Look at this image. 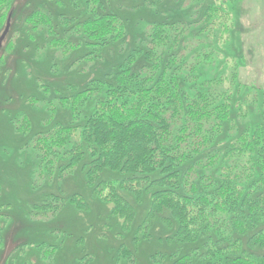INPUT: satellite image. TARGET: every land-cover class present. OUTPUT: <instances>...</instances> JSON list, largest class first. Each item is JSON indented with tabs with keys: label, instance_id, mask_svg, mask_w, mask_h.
I'll return each instance as SVG.
<instances>
[{
	"label": "trees",
	"instance_id": "1",
	"mask_svg": "<svg viewBox=\"0 0 264 264\" xmlns=\"http://www.w3.org/2000/svg\"><path fill=\"white\" fill-rule=\"evenodd\" d=\"M225 1L209 4L201 18L206 23L196 30L184 20L153 23L144 45L132 48L107 79L96 77L83 89L70 85L73 95L60 97L57 105L51 102L50 116L43 122L46 129L33 137L40 176L61 177L82 170L93 196L111 203L112 215L122 219L125 230L137 214L128 193L138 200L151 195L135 241L140 236L150 239L159 219L173 231L166 238L179 242L169 257L159 252L154 257L157 264H169L165 258L171 264H264V122L247 127L223 149H212L230 119L232 90L220 88L217 79L199 80L194 71L200 61V40L193 35L209 32L219 23H223L219 38L230 34L225 18L211 19V10L228 14ZM13 2L0 0V33L10 14L12 26L15 23ZM86 3L88 13L83 16L61 14L65 35L50 13L34 10L27 18L29 36L43 32L44 46L63 55L84 48L79 56L84 65L104 58L116 44L126 43V25L112 11L99 13L100 0ZM208 38L202 45L208 47L204 57L213 51ZM13 46L9 39L0 49V73ZM37 101L31 98L32 103ZM58 108L70 111L68 121L57 118ZM18 128L30 132L27 116ZM205 149L208 154H202ZM105 170L116 176L104 177ZM61 200L48 198L37 206V214H53ZM72 201L81 210L87 207L82 195ZM4 236L0 222V255ZM55 249L47 247L44 258L53 259ZM118 254L119 260L134 264L133 252L124 245Z\"/></svg>",
	"mask_w": 264,
	"mask_h": 264
},
{
	"label": "rangeland",
	"instance_id": "2",
	"mask_svg": "<svg viewBox=\"0 0 264 264\" xmlns=\"http://www.w3.org/2000/svg\"><path fill=\"white\" fill-rule=\"evenodd\" d=\"M197 2L100 0L99 13L112 11L124 21L126 43L116 44L104 58L84 65L79 61L84 48L63 55L45 47L47 38L43 32L36 33V38L29 36L27 18L36 9L45 10L60 25L59 33L65 35L66 24L62 23L61 14H87L86 0H63L62 4L56 0H14L15 23L10 24L1 47L9 39L14 42L7 52L5 69L0 73V222L5 235L0 264H126L125 259H118V250L123 245L133 252L134 264H157L154 257L159 252L167 255L176 249L179 242L166 238L173 231L159 219L150 239L140 236L135 241L136 227L150 206V194L138 200L128 193L127 199L135 205L137 214L131 228L125 230L122 219L112 215L111 203L93 196L82 170L61 177L40 176V154L33 137L46 129L43 122L50 116L48 107L57 105L60 97L74 94L70 85L83 89L96 77L107 79L110 71L125 62L132 48L144 45L153 23L184 20L191 30H196L206 23L201 18L207 6L213 2L217 6L222 4V0ZM223 4L228 14L222 16L211 10V19L225 18L224 22L230 24L228 37L218 36L223 23L212 25L209 32L193 35L200 40V61L194 70L199 80L217 79L220 88H229L233 95L230 119L224 123L212 149H223L247 127L264 122V0H226ZM206 33L212 37H206ZM205 38L212 43L210 57H204V49H208L202 46L208 43ZM139 58L140 54L137 55L140 62ZM32 97L38 101L32 103ZM24 116L30 121V132L18 128ZM69 117L70 111L58 108L57 118L68 121ZM208 151L205 149L202 154ZM236 151L229 158L232 163ZM115 173L105 170L102 175L113 178ZM77 194L87 200L83 210L72 201ZM50 197L56 201L62 199L55 212L37 214V206ZM52 246H56L55 256L46 260L44 251ZM164 261L171 264L170 258Z\"/></svg>",
	"mask_w": 264,
	"mask_h": 264
},
{
	"label": "water",
	"instance_id": "3",
	"mask_svg": "<svg viewBox=\"0 0 264 264\" xmlns=\"http://www.w3.org/2000/svg\"><path fill=\"white\" fill-rule=\"evenodd\" d=\"M10 24H11V14L8 17L6 28L0 37V48L2 47V43H3L4 39L6 38V35L10 29Z\"/></svg>",
	"mask_w": 264,
	"mask_h": 264
}]
</instances>
